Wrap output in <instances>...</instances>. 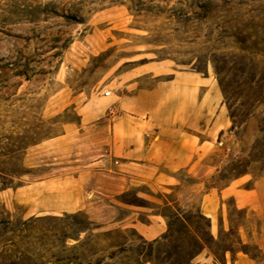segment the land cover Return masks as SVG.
<instances>
[{"label":"rangeland","instance_id":"1","mask_svg":"<svg viewBox=\"0 0 264 264\" xmlns=\"http://www.w3.org/2000/svg\"><path fill=\"white\" fill-rule=\"evenodd\" d=\"M149 62L207 79L193 170L137 159L151 111L122 88ZM242 176L248 209L217 197ZM147 216L160 246L130 228ZM203 247L264 264V0H0V264H189Z\"/></svg>","mask_w":264,"mask_h":264},{"label":"crops","instance_id":"2","mask_svg":"<svg viewBox=\"0 0 264 264\" xmlns=\"http://www.w3.org/2000/svg\"><path fill=\"white\" fill-rule=\"evenodd\" d=\"M128 75L127 84H123L121 100L132 113L149 109L146 122L151 126L143 132L149 137L146 149L138 154L137 159L150 165L162 166L174 172L181 169L193 170L203 158V134L205 131V105L207 93L205 79L202 75L187 69H175L166 62H149L125 73ZM145 80L153 82L145 86ZM210 105L217 102V113H221L220 98L212 91ZM216 100V101H215ZM120 108V103L118 104ZM137 119V116H133ZM135 150L133 149L132 152ZM246 176L229 180L227 185L218 190L219 200L227 195L234 200L235 205L241 204L242 209L250 208V195H239L244 191L242 186L249 182ZM172 179L171 177H166ZM259 181L254 184H259ZM249 193V191H244ZM204 198V196H203ZM204 201V199H203ZM205 202V201H204ZM201 209H203L201 207ZM211 220L214 228V217L203 214ZM148 225L144 228L132 222L130 228L138 231L148 241L157 240L167 232V224L157 216H147ZM218 223V221L216 220ZM191 264H256L246 255L225 253L222 262L208 249L204 248L194 256Z\"/></svg>","mask_w":264,"mask_h":264},{"label":"built area","instance_id":"3","mask_svg":"<svg viewBox=\"0 0 264 264\" xmlns=\"http://www.w3.org/2000/svg\"><path fill=\"white\" fill-rule=\"evenodd\" d=\"M111 96V92H109V91H105L104 93H103V97L104 98H109ZM108 112H109V114H113V112H114V109L112 108V107H109L108 108Z\"/></svg>","mask_w":264,"mask_h":264},{"label":"trees","instance_id":"4","mask_svg":"<svg viewBox=\"0 0 264 264\" xmlns=\"http://www.w3.org/2000/svg\"><path fill=\"white\" fill-rule=\"evenodd\" d=\"M168 227H169V226H168ZM168 232H169V230H167L166 233H168ZM118 233L121 234L122 232L120 231V232H118ZM163 241H166V238H163ZM153 243H154L155 246H160V244H161V243L158 242L157 240H155ZM202 249H204V247H203ZM111 256H113V254H112ZM193 258H194V257H193ZM193 258H191V260L189 261V264H191V261H192Z\"/></svg>","mask_w":264,"mask_h":264}]
</instances>
